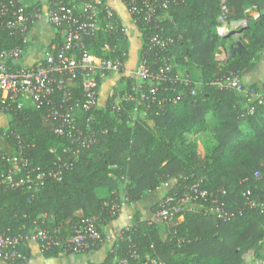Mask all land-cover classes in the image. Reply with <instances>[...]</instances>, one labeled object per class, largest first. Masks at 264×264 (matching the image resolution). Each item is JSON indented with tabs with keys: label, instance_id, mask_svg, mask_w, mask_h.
<instances>
[{
	"label": "trees",
	"instance_id": "1",
	"mask_svg": "<svg viewBox=\"0 0 264 264\" xmlns=\"http://www.w3.org/2000/svg\"><path fill=\"white\" fill-rule=\"evenodd\" d=\"M121 1L129 7L130 0ZM221 1L180 0L163 11L166 18L153 17L148 22L127 10L138 33L139 57L143 56L154 72L166 61L171 64L167 71L169 80L162 82L167 90L159 94L179 99L161 113H157L154 102L148 109L139 103L137 108L144 116L134 118L131 115L134 101L122 102L120 110L114 112L111 101L106 107L89 111L77 107L73 111L77 127L96 131L87 146L54 132L59 120L50 114V106L61 104L58 91L50 96L47 106L25 107L9 116V126L0 130V135L5 132L14 153L18 145L15 135L20 136L25 145L23 156L35 168L33 176L54 170L59 160L70 162L72 167L63 172L60 180L45 178L36 187L11 188L0 178L1 231L12 235L38 225L62 236L83 216H95L103 231L102 225L119 214L120 208L113 205L119 204L116 191L121 183L125 201L130 203L168 179H176L169 194H182L193 179L202 178L212 195L193 200L202 207L184 209L168 230L159 220H141L136 212L128 230L112 239L101 264H119L120 260L124 264H153V260L166 264H246V252L253 250L257 254L264 240V213L251 207L243 193L248 189L251 197L264 199V89L245 84L243 89L247 90L243 92L218 88L212 81L230 72L241 78L253 68L264 49V0H223L227 20L245 17L248 6H254L260 15L243 27L241 52L219 64L216 53L222 38L216 26ZM7 2L0 0V7ZM115 17L119 19L116 12ZM65 25L54 27L51 42H61L60 32ZM154 33L173 36L175 44L158 50L148 42ZM23 37L19 31L0 26V48L24 46ZM129 43L127 34L118 26L85 36L83 49L106 59L121 56L127 59ZM183 66L190 76V66H196L200 74L201 84L195 94L190 92L192 84L180 82L176 77ZM97 79L101 86L102 77ZM250 89L259 95L251 96ZM74 97L82 98L79 89H75ZM202 124L210 128L213 136H202L185 145L183 132L197 133ZM176 136L181 138L180 149L174 146ZM10 169L11 165L3 162L0 175H6ZM21 173H25L23 168ZM213 198L217 200L215 204ZM214 206L222 209L220 214L208 210ZM156 209L157 205L153 212ZM162 230L167 232L165 239L160 237ZM27 246H19L22 257L13 264L26 261ZM41 251L46 256L64 252L58 248Z\"/></svg>",
	"mask_w": 264,
	"mask_h": 264
},
{
	"label": "built area",
	"instance_id": "2",
	"mask_svg": "<svg viewBox=\"0 0 264 264\" xmlns=\"http://www.w3.org/2000/svg\"><path fill=\"white\" fill-rule=\"evenodd\" d=\"M45 1V7L34 6L32 10L22 0H8L6 4H2L0 7V26L24 34V46L0 48V114L11 116L25 107L38 109L43 105L47 106L50 103V96L58 91L61 94V104L58 107L50 106V114L59 120L54 132L59 136L70 138L71 142L87 146L92 142L96 131L90 127L86 131L79 129L73 111L77 107H81L84 111L101 107L99 102L100 83L97 77L103 73L120 74L124 78L132 77L123 91L111 95L112 112L119 111L122 102L134 101L136 106L143 103L146 109L150 107L151 102H154L157 113H161L168 104L179 99L177 96L168 97L165 94H159L160 91L165 92L167 90L162 82L169 80L167 75V71L171 68L169 62H164L154 72L146 59L140 56L134 69L128 72L125 67L126 59L124 56L106 59L90 54L83 49L84 37L94 34L98 30H111L119 26L120 30L125 32L119 19L115 17V10L111 4L104 3L103 0ZM179 1L130 0L127 10L129 14H136L147 22L153 17L161 20L166 18L163 11L172 3ZM221 3V13L217 17L218 24L216 26L218 35L225 36L230 30L237 31L247 24L249 18L246 16L241 19L227 20L223 0ZM41 21L53 28L66 24L60 32L61 42L45 45L41 50L42 56L39 59L33 62H25V45L29 42L27 32L34 23ZM28 24L30 25L29 28ZM157 27L158 24L155 25V28ZM175 41L173 36H165L159 33L151 34L148 37L149 44L160 51L170 48L175 44ZM176 77L180 82L192 84L190 92L195 94L198 81L193 80L185 72L180 74V71ZM212 84L218 88L243 92L247 90L243 89L245 83L241 78L232 72L217 77L212 81ZM75 89L80 90L81 99L74 97ZM249 94L251 96L259 95L253 89H250ZM71 100L75 101L71 103ZM252 111L251 108L250 112ZM102 131L105 133L107 129H102ZM4 135L5 132L3 133L5 138ZM15 137L18 143L17 153L7 154L4 151L0 154V165L3 162L11 165L9 173L0 175L1 182L8 184L9 187L15 188L23 185L28 188L36 187L41 185L45 178L60 180L63 172L72 167L70 162L59 160L54 170L37 173L33 176L35 168L30 166L27 158L23 156L25 145H23L18 134ZM21 168L25 170L24 174L21 173ZM187 191L191 194H186ZM209 196L212 195L204 187L203 179H193L182 194L174 193L164 196L158 202L154 216L168 230L174 220L181 216L186 202H193L198 197L207 198ZM243 196L251 207L259 208V211L264 213V199L251 197V191L248 189L243 193ZM212 202L215 204L216 198H213ZM114 207L119 209L120 204H114ZM208 210L217 214L222 211L217 206L208 208ZM127 230L128 227H117L105 233L99 228L95 216L81 217L73 223L70 232L62 236L57 232L40 228L38 225L25 232L12 235L0 230V262L12 263L21 258L19 246L27 245L31 241L35 242L41 250L58 248L70 254H79L92 247H98L107 239L112 240L119 237L123 231ZM118 263L124 264L125 261L120 260ZM153 264L166 263L161 260H153ZM249 264H264V260L254 257Z\"/></svg>",
	"mask_w": 264,
	"mask_h": 264
},
{
	"label": "crops",
	"instance_id": "3",
	"mask_svg": "<svg viewBox=\"0 0 264 264\" xmlns=\"http://www.w3.org/2000/svg\"><path fill=\"white\" fill-rule=\"evenodd\" d=\"M22 2L28 6L32 5V7H30V10H32L35 5H40L42 7L46 6L45 0H22ZM107 2L111 4L113 9L117 13L121 25L124 27L125 33L127 34L130 41L128 48V58L125 61V67L129 72L134 69L135 63L139 57L141 46L138 38V33L136 31L134 23L130 19L126 5L121 0H107ZM245 14L246 17L249 18L247 21L248 23L251 20L257 19L260 15V12L254 6H248L245 9ZM239 30L240 32L238 33L225 36L219 35L222 38L221 43L218 46V51L216 53V60L219 64L224 63L227 57L230 56L226 53V50L228 48L235 45L237 41H243V28ZM54 33V28L46 22L41 21L34 23L27 32L29 42L25 45L24 61L33 62L39 59L42 56V48L47 44L53 43L51 41L54 38ZM193 67L195 70H197L196 66ZM241 80L245 84L252 85L253 87H258L259 89H264V49L260 52L258 59L255 60L253 68L248 73L243 75L241 77ZM0 117V130H5L9 126L10 118L9 116L3 114H0ZM0 150L5 151L7 154L12 153L9 144L2 135H0ZM175 185V178L168 179L167 181L161 183L154 190L147 192L140 199L127 203L125 201L123 185L121 183L118 189V195L120 199L119 214L116 218L109 221L107 224L102 225L103 231L105 233H108L117 227L131 226L133 216L136 212L139 213L141 220L157 221L156 217L154 216L153 207L157 205L164 196L168 195L169 192L175 187ZM192 208H200V206L193 202H186L185 209L191 210ZM166 236V231H160V237L162 239H165ZM111 244L112 240L107 239L101 247L86 253L70 254L61 252L57 255L46 256L40 250L39 246L35 242L31 241L27 244V247L29 249V256L22 264H101L106 259L107 254L109 253V250L111 248ZM113 261L114 259L112 260V262ZM0 264L13 263L0 262Z\"/></svg>",
	"mask_w": 264,
	"mask_h": 264
},
{
	"label": "rangeland",
	"instance_id": "4",
	"mask_svg": "<svg viewBox=\"0 0 264 264\" xmlns=\"http://www.w3.org/2000/svg\"><path fill=\"white\" fill-rule=\"evenodd\" d=\"M242 42H244V41H242ZM178 68H180V67H178ZM188 69L191 72V78L194 79L195 81L198 80V82H199L198 86H199L201 84V78H200L199 72L197 70H195L193 66H190ZM183 72H186V69L180 68V74H183ZM101 77H102L101 86H100V97L101 98H100L99 102H100V106L103 108V107H106L107 102L110 101V99H111L110 97L112 94L117 93V92H121L126 88V85L130 81V79L128 80L120 74H114V73H108V72L103 73L101 75ZM133 106H134V108H133V111L131 112V115L133 116V118L136 115L144 116V114L140 110H138V108H136L137 106L135 103ZM180 134L182 135V133H180ZM202 136H206L209 138L213 136L212 131L210 130V128L207 127L206 124H202L197 133L185 131V132H183V135H182V137L184 138V141H185L184 142L185 145L198 141ZM174 146L176 149H180L181 146H183V145H181V138H179L177 136L175 137ZM116 192L118 195V191H116ZM118 197H119V195H118ZM119 201H120V199H119ZM213 213H214V211H213ZM261 255L264 256V240L261 242L257 254H255L253 250H250L244 254V258H246V256L249 257L248 261L245 260L246 264H249L251 259L254 257H256V258L258 257L261 259L262 258Z\"/></svg>",
	"mask_w": 264,
	"mask_h": 264
},
{
	"label": "water",
	"instance_id": "5",
	"mask_svg": "<svg viewBox=\"0 0 264 264\" xmlns=\"http://www.w3.org/2000/svg\"><path fill=\"white\" fill-rule=\"evenodd\" d=\"M238 32H240V30H238V31L231 30L226 35H230V34H234V33H238ZM242 46H243L242 42L237 41L235 45L231 46L230 48H228L226 50V53L230 56H234L236 53L241 52ZM245 260L248 261L249 257L246 256Z\"/></svg>",
	"mask_w": 264,
	"mask_h": 264
}]
</instances>
